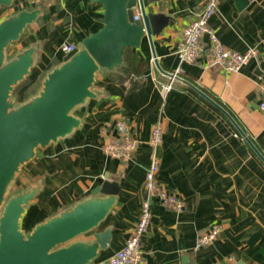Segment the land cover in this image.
Listing matches in <instances>:
<instances>
[{
  "label": "crops",
  "instance_id": "0c3cea01",
  "mask_svg": "<svg viewBox=\"0 0 264 264\" xmlns=\"http://www.w3.org/2000/svg\"><path fill=\"white\" fill-rule=\"evenodd\" d=\"M144 3L147 11L169 15L152 40L160 67L173 72L180 65L174 53L177 43L203 0ZM23 9L31 10L27 0H14L0 8V21ZM39 11L5 49L10 60L34 48L28 74L14 87L22 99L39 93L47 73L64 61L62 43L79 48L85 36L102 26V6L93 0H53ZM209 24L226 47L238 52L254 47L258 55L237 71L199 58L182 63L180 76L221 103L264 155V113L257 108L258 86L264 81V0H219ZM132 49L146 62L138 86L131 88L122 74L113 77L111 70L100 68L91 86L94 96L72 111L79 125L36 147L33 157L19 166L10 183L12 196L34 192L23 206L20 230L30 233L80 202L107 197L93 191L108 177L120 187L112 207L95 228L71 240L93 242L95 233L110 228L107 247L92 260L107 259L122 247L138 219L141 200L148 197L151 221L141 243L145 264H264V163L226 117L183 81L174 79L164 97L170 77L156 66L146 35ZM120 120L136 140L125 159L103 148L117 135ZM158 121L164 130L154 146L150 134ZM153 158L158 184L183 201L182 211L164 207L143 189ZM213 224L220 227L217 237L196 248L197 237Z\"/></svg>",
  "mask_w": 264,
  "mask_h": 264
},
{
  "label": "water",
  "instance_id": "95a60500",
  "mask_svg": "<svg viewBox=\"0 0 264 264\" xmlns=\"http://www.w3.org/2000/svg\"><path fill=\"white\" fill-rule=\"evenodd\" d=\"M14 0H0V8ZM102 6V26L85 36L81 47L68 52L64 61L49 71L42 89L28 102L14 109L10 94L14 86L28 74L33 63L34 48L30 47L5 61V49L19 39L26 25L39 15V9H23L0 22V208L4 193L19 166L31 159L35 148L45 146L69 134L80 120L72 110L86 98L94 96L91 86L100 68L114 70L123 61L126 48H138L146 35L156 66L163 70L154 52L153 35L162 31L169 15L146 10L144 0H93ZM138 7L140 17L133 18ZM202 99L216 108L231 123L264 163V155L233 115L216 99L195 83L178 75ZM117 181L108 177L93 193L107 197H92L74 208L63 211L37 224L30 233L20 230L19 218L23 206L34 192L11 197L0 209V264H86L97 251L107 247L111 229L95 233V241H71L79 234L95 228L107 215L119 192ZM238 264H244L240 262Z\"/></svg>",
  "mask_w": 264,
  "mask_h": 264
},
{
  "label": "built area",
  "instance_id": "2783aa9c",
  "mask_svg": "<svg viewBox=\"0 0 264 264\" xmlns=\"http://www.w3.org/2000/svg\"><path fill=\"white\" fill-rule=\"evenodd\" d=\"M53 0H27L32 9H41L44 5ZM219 0H203L199 11L191 19L190 23L184 27L181 38L179 39L175 55L180 63H192L199 58H205L210 65L223 66L228 70L237 71L245 65L252 57L258 55L256 48H248L243 52H238L226 47L218 38L215 30L210 26V17L216 12ZM140 17L138 7L133 8V18ZM76 45L65 42L60 45V51L67 54L73 51ZM180 65L173 71L170 82L163 86V95L166 97L171 88L174 76H180ZM260 98L257 108L264 113V81H260ZM117 135L104 144V151L112 157L119 159L128 158L136 147V140L129 131V127L123 120L116 123ZM163 123L158 121L151 129L150 142L157 145L162 140ZM158 163L155 158L145 169L143 178V189L148 195H156L159 202L164 207L174 211H182L183 201L173 192L158 184L156 174ZM151 221L150 201L148 197L141 200L140 211L137 221L129 236L125 239L121 248L115 251L107 259L96 261L91 260L86 264H145V258L141 249L142 237L147 232ZM220 227L213 224L209 229L199 235L196 240V248L211 243L218 235Z\"/></svg>",
  "mask_w": 264,
  "mask_h": 264
},
{
  "label": "trees",
  "instance_id": "16d2710c",
  "mask_svg": "<svg viewBox=\"0 0 264 264\" xmlns=\"http://www.w3.org/2000/svg\"><path fill=\"white\" fill-rule=\"evenodd\" d=\"M146 69V62L138 57L132 48H126L121 65L110 72L113 77L122 74L121 79L127 80L131 88L138 86L140 77Z\"/></svg>",
  "mask_w": 264,
  "mask_h": 264
},
{
  "label": "rangeland",
  "instance_id": "374dc122",
  "mask_svg": "<svg viewBox=\"0 0 264 264\" xmlns=\"http://www.w3.org/2000/svg\"><path fill=\"white\" fill-rule=\"evenodd\" d=\"M28 3V2H27ZM31 8V7H30ZM28 10V9H27ZM31 10H33L32 8H31ZM14 15V14H13ZM10 17V16H9ZM1 22V21H0ZM6 53H5V61H7L8 60V58H9V56L10 55H8V50L7 51H5ZM16 86V85H15ZM14 86V87H15ZM26 92H28V91H26ZM30 92V91H29ZM37 94H38V92H37ZM36 94V95H37ZM35 95V96H36ZM26 98H28V99H26ZM26 98L25 99H22V98H20L19 97V95L17 94V88H16V90H15V88H13V90L11 91V94H10V100L12 101V103H13V108L14 109H16V108H18V107H20L21 105H23L24 103H26V102H28L31 98H33V97H28V96H26ZM73 111V110H72ZM38 147H40V146H38ZM11 183V182H10ZM10 183H9V185H8V187H7V189H6V191H5V193H4V198H3V202H2V205H1V210H2V208H3V206H4V204L7 202V200L8 199H10L11 197H13L12 195H13V192H12V187H13V185L14 184H11L10 185Z\"/></svg>",
  "mask_w": 264,
  "mask_h": 264
}]
</instances>
